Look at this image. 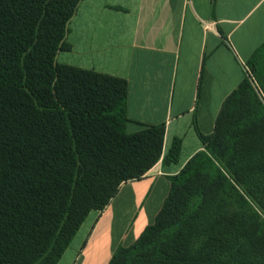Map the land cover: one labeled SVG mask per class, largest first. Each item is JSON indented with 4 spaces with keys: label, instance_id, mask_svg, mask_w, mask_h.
<instances>
[{
    "label": "trees",
    "instance_id": "16d2710c",
    "mask_svg": "<svg viewBox=\"0 0 264 264\" xmlns=\"http://www.w3.org/2000/svg\"><path fill=\"white\" fill-rule=\"evenodd\" d=\"M82 0H0V264H57L92 211L160 160L165 127L128 134L124 79L60 65ZM223 102L154 222L108 264H264V64Z\"/></svg>",
    "mask_w": 264,
    "mask_h": 264
},
{
    "label": "crops",
    "instance_id": "0c3cea01",
    "mask_svg": "<svg viewBox=\"0 0 264 264\" xmlns=\"http://www.w3.org/2000/svg\"><path fill=\"white\" fill-rule=\"evenodd\" d=\"M60 65L124 79L126 133L164 125L162 157L181 140L178 162L161 160L122 184L86 217L57 264H108L151 225L176 176L210 135L225 99L264 64V0H82L68 23Z\"/></svg>",
    "mask_w": 264,
    "mask_h": 264
},
{
    "label": "rangeland",
    "instance_id": "374dc122",
    "mask_svg": "<svg viewBox=\"0 0 264 264\" xmlns=\"http://www.w3.org/2000/svg\"><path fill=\"white\" fill-rule=\"evenodd\" d=\"M249 83H250L253 91L257 95L258 99L260 100V102L264 106V93H263V90H262L263 89L262 85H260L258 80H256V78L253 77V76H250Z\"/></svg>",
    "mask_w": 264,
    "mask_h": 264
}]
</instances>
